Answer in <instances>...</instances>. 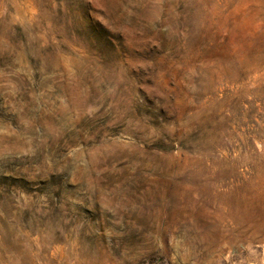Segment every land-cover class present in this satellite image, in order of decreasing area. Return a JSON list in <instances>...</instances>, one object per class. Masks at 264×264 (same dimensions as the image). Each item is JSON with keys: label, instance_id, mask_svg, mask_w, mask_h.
<instances>
[{"label": "rangeland", "instance_id": "obj_1", "mask_svg": "<svg viewBox=\"0 0 264 264\" xmlns=\"http://www.w3.org/2000/svg\"><path fill=\"white\" fill-rule=\"evenodd\" d=\"M0 264H264V0H0Z\"/></svg>", "mask_w": 264, "mask_h": 264}]
</instances>
